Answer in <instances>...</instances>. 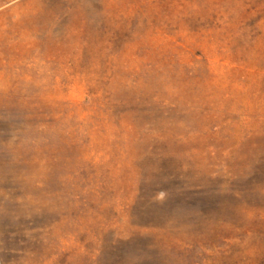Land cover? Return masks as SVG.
Here are the masks:
<instances>
[{
    "label": "rangeland",
    "instance_id": "rangeland-1",
    "mask_svg": "<svg viewBox=\"0 0 264 264\" xmlns=\"http://www.w3.org/2000/svg\"><path fill=\"white\" fill-rule=\"evenodd\" d=\"M0 264H264V0H0Z\"/></svg>",
    "mask_w": 264,
    "mask_h": 264
}]
</instances>
